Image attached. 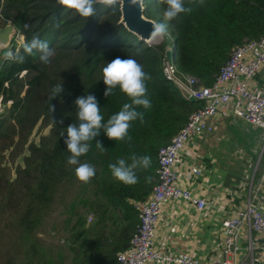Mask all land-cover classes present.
<instances>
[{"label":"trees","instance_id":"trees-1","mask_svg":"<svg viewBox=\"0 0 264 264\" xmlns=\"http://www.w3.org/2000/svg\"><path fill=\"white\" fill-rule=\"evenodd\" d=\"M142 4L147 18L164 22L166 5L161 0H142ZM95 7L96 14L86 19L57 0L0 1V27L12 22L22 39L12 41L11 48L0 54V106H5L0 112V264H62L61 255L42 242L39 230L61 188L81 182L77 165L67 164L70 152L61 135H66L69 124L79 123L74 101L95 95L105 123L131 102L119 87L104 96L102 69L108 62L133 58L143 66L151 76L146 81L151 108L137 109L144 118L132 122L130 141L110 140L101 130L90 142L89 152L79 158L95 167L94 178L83 184L101 202L87 241L90 252L78 253L72 264H120L116 254L129 246L140 222L136 202L146 199L158 180L159 148L203 105L188 100L165 78L162 68L168 48L149 44L131 32L121 22V4L116 11L102 4ZM186 7L192 11L169 24L170 48L175 50L178 68L203 84L214 82L235 47L264 35V0H203V4L186 0ZM34 36L53 50L50 63L24 53L23 44ZM8 50L24 55V62L5 60ZM61 83L62 93L51 100L53 88ZM38 127L48 132L30 140ZM133 154L148 155L152 163L148 169L135 170L138 183L125 185L112 176L109 165L119 159L130 164ZM263 168L264 160L254 181L260 180ZM108 240L114 245L111 250L94 256Z\"/></svg>","mask_w":264,"mask_h":264},{"label":"built area","instance_id":"built-area-1","mask_svg":"<svg viewBox=\"0 0 264 264\" xmlns=\"http://www.w3.org/2000/svg\"><path fill=\"white\" fill-rule=\"evenodd\" d=\"M12 38H20L17 28ZM12 44L11 41L6 48H11ZM263 66L264 35L246 39L235 47L211 85L201 83L197 77L180 70L168 57L165 58L162 68L165 78L175 84L188 100L193 97L203 105L190 113L180 130L159 148L158 180L150 195L136 202L140 222L129 246L116 254L120 264H264V207L252 199L222 220L218 242L220 257L202 262L190 252L166 253L155 246L156 230L166 200L188 202L199 213L207 215L210 202L181 184L179 166L183 162L184 150L195 139L214 132L213 119L222 111L228 112L264 132V86L257 79ZM262 154L264 158V139ZM191 174L200 176L202 169L193 167ZM88 220L92 221L93 216ZM256 250L260 252L257 260Z\"/></svg>","mask_w":264,"mask_h":264},{"label":"crops","instance_id":"crops-1","mask_svg":"<svg viewBox=\"0 0 264 264\" xmlns=\"http://www.w3.org/2000/svg\"><path fill=\"white\" fill-rule=\"evenodd\" d=\"M257 79L264 86V66ZM213 121L216 126L214 132L195 139L184 150L183 162L179 166L181 184L210 202L207 215L199 213L188 202L168 199L163 204L155 235V246L161 251L190 252L202 262L220 257L218 242L221 238L222 220L226 216L245 206L250 199L258 206L264 207V202L252 193V188L247 186L245 177L237 174V168H231L233 162L228 158L221 161L214 153L215 147L220 142L230 138L238 144V159L245 161L250 169L253 149L249 145L263 130L223 111ZM255 142L259 147L263 139L259 138ZM193 143L196 145L194 146ZM243 151L246 152V159L240 157ZM259 163L258 159L257 164ZM245 164L242 166L246 167ZM193 167H200L202 174L200 176L191 174ZM247 174L249 176L250 172L248 171ZM254 178L255 175L252 182ZM259 181L261 183L264 181V168ZM113 246L111 240H108L94 256L106 254ZM86 251L89 250L86 248Z\"/></svg>","mask_w":264,"mask_h":264},{"label":"clouds","instance_id":"clouds-1","mask_svg":"<svg viewBox=\"0 0 264 264\" xmlns=\"http://www.w3.org/2000/svg\"><path fill=\"white\" fill-rule=\"evenodd\" d=\"M58 4L66 9L75 11L83 18H89L96 14V5L102 4L105 7L116 11L122 0H57ZM166 8L163 12L164 22L153 25V38H163L168 34L170 22L177 20L181 14H188L192 11L191 7H186V0H161ZM194 3L195 0H188ZM140 0H129V6H137ZM203 4V0H199ZM28 25H25L27 28ZM24 53L28 55H38L39 60L48 64L54 55L53 50L49 47L47 41L41 40L34 36L30 42L23 44ZM4 59L16 63H23L25 56L18 52L8 50L4 52ZM103 82L106 85L104 92L105 97H109L113 90L119 89L130 98V103L123 104L121 110L104 122L101 114V107L98 104L95 95L87 94L77 97L74 104L77 109L78 124L71 123L67 126L66 135L62 133L66 149L70 152L67 157V164L77 165L75 168L76 177L82 183H89L96 174L94 166L88 163H81L80 157L86 155L90 150V142L98 137L103 130L104 134L110 140L130 141L129 128L133 121L140 120L143 122L144 113L137 109L151 108V100L148 98V88L146 81L151 79L150 74L146 73L143 66L133 58L121 59L115 58L108 62L102 69ZM62 83L56 85L52 90L51 100L62 93ZM50 111L55 112V105L51 104ZM63 124V120L59 121ZM97 148L101 150L104 146L99 140H96ZM131 163L125 159H119L116 163L109 165L112 176L125 185H135L138 183L136 174L137 168L148 169L151 166V157L148 155L136 156L133 154ZM150 181V178H146Z\"/></svg>","mask_w":264,"mask_h":264},{"label":"rangeland","instance_id":"rangeland-1","mask_svg":"<svg viewBox=\"0 0 264 264\" xmlns=\"http://www.w3.org/2000/svg\"><path fill=\"white\" fill-rule=\"evenodd\" d=\"M20 39L21 38L17 40ZM14 40V38L11 39V41ZM147 43L152 45L161 44L169 49L172 44L170 31H168V34L163 38L157 37ZM5 48L6 47L0 49V54ZM0 109L3 112L5 106L1 105ZM47 132V128L41 129L38 127L31 135L30 140H38L40 134ZM259 138H261V140L264 139L263 132L259 134L257 139ZM257 139H254L249 145V147L253 149V151H251V154L253 153V159L250 169L244 163L245 161L238 159V144L230 138L220 142V144L215 147L214 153L221 161L227 158L230 159L233 162L231 168H237V174L245 177L244 180L247 181V186L252 188V193L256 194L255 196L264 202V181L262 183L260 181L252 182L255 170H257L259 166L257 164L258 159L262 162L264 160L262 144L260 143L258 147L257 142H255ZM245 154L246 152L243 151L240 157L246 159L247 156ZM21 162L22 158H19L17 163L19 164ZM243 164H245L246 167H243ZM15 165H12L13 170ZM248 171L250 172L249 176L247 174ZM64 188L65 187H62L56 196L49 210L47 221L44 224L45 226L39 230V236L45 245L49 246L53 251H56V255H61L62 264H72L78 253L83 252V254H85L87 253L86 248L87 250L89 249L87 241L89 240L88 238L91 237V230L94 229V224L97 219L96 212L100 207L101 201L97 199V196H93L90 192V187L84 185L82 182H72L68 184L67 188ZM91 215L93 216V220L89 221L88 217ZM255 257L256 260L260 257L259 250L255 251ZM248 262H250V257H248Z\"/></svg>","mask_w":264,"mask_h":264},{"label":"water","instance_id":"water-1","mask_svg":"<svg viewBox=\"0 0 264 264\" xmlns=\"http://www.w3.org/2000/svg\"><path fill=\"white\" fill-rule=\"evenodd\" d=\"M121 11V22L124 23L131 32L135 33L145 42H149L153 39V25L156 22L144 15L142 0H140V3L137 6H129V0H122ZM15 31L16 28L12 23L0 27V49L9 45ZM166 55L170 61L175 62L174 48L168 49ZM189 100L195 101V98L191 97Z\"/></svg>","mask_w":264,"mask_h":264},{"label":"bare ground","instance_id":"bare-ground-1","mask_svg":"<svg viewBox=\"0 0 264 264\" xmlns=\"http://www.w3.org/2000/svg\"><path fill=\"white\" fill-rule=\"evenodd\" d=\"M153 39H154V38H153ZM153 39H152V40H153ZM152 40H151V41H152ZM151 41H150V42H151Z\"/></svg>","mask_w":264,"mask_h":264}]
</instances>
